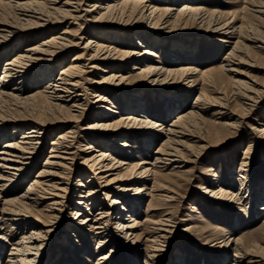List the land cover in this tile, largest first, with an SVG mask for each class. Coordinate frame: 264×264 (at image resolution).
Wrapping results in <instances>:
<instances>
[{
	"label": "rangeland",
	"instance_id": "rangeland-1",
	"mask_svg": "<svg viewBox=\"0 0 264 264\" xmlns=\"http://www.w3.org/2000/svg\"><path fill=\"white\" fill-rule=\"evenodd\" d=\"M94 1L84 0L86 3H83V7L92 9L89 5ZM142 1H146L147 7L151 5L161 9L169 6L179 9L184 3L194 9L203 7L205 13L210 12V15L207 14L209 19L215 20L220 13H223L218 18L221 25L235 20L230 26L234 25V27L211 30L212 27L215 28L220 24L213 23L212 27L208 28L210 23L196 22L192 19L188 23H174L169 27L152 29L148 27L151 25L149 8H138L134 15H123V17L120 14L118 16L113 14L105 20L94 19L100 15L92 12L83 19L61 17V20L63 19L61 22H54V25L40 29L36 26L24 27L9 8L0 7V24L9 20L17 30L15 33H8V38L5 40L0 37V88L4 91H12L13 88L23 86L22 97L37 95L35 100L20 102L18 105L0 101V115L4 118L3 123L6 124L5 127L0 128V152L5 145L22 140V136L28 134L30 128L34 126V119L45 128L44 140L30 164L26 165L24 172L17 179L8 183L5 192L0 195L2 209L4 207L24 209L22 206L27 205L26 211L31 213L28 218L29 224L27 222L20 224L5 218L0 221V264H10L18 259L10 255L15 244L26 233L28 235L34 229L40 231L43 224L46 225L44 230L47 228L45 234L48 233V238L40 254L34 256V264H96L101 255L113 248L109 253L110 257L104 259L102 264H147V262L149 264V260L150 264H234L236 246L227 247L226 243L238 238L241 239L240 243L244 250L249 247L264 251L262 226L264 202L261 200L264 198V131H261L264 128V13L254 12V10L264 11V0ZM64 30H67V33L62 36H65L71 45L60 53L51 66L56 67L54 75H58L64 66L75 62L84 69L78 89L82 98L84 97L81 102L84 103L86 110L82 118L73 119L74 121L70 119V113H78L75 108L66 107L63 110L48 112L47 108L41 106L45 98L40 95L48 85L49 79L41 78L40 71L52 68L50 65L34 64L26 70V76L23 78L5 77L11 60L24 53L29 46L39 45L45 41V38H50L52 34ZM93 35L98 38H93ZM150 35L158 38L159 41L153 42ZM251 35L257 37L260 42L252 44L248 41L247 37ZM137 36L143 37L141 41L143 45L137 43ZM92 38L93 41L98 40L100 43H106V46L117 48L119 52L113 50L109 54L103 51L100 53L101 58L92 59L94 52L85 47L88 39ZM239 39L241 42L238 47H242L240 48L242 51H236V60L232 58L236 63L241 62L237 65L241 74L236 75L226 72L222 66L228 62L226 58ZM125 51L137 53L124 56ZM149 51H153L156 55L150 58ZM106 55L108 56L105 58ZM75 57L80 59L74 61ZM146 63L164 67L165 70L195 66L205 74L191 75L190 80H183L180 75H173L165 83H153L144 76L135 78L130 76L134 73L132 71L134 66L140 67ZM113 73L123 74L127 79L121 86L100 84L103 78ZM207 75L217 78L214 87L210 86L212 83ZM3 78L7 81L4 82ZM236 78L253 87L254 92H257L256 102L248 101L234 93ZM193 80H198L196 85L191 84ZM204 81H207L205 85ZM99 89L106 90L103 95L112 100L109 107L120 113L117 112L110 119L99 117L98 121L111 120L115 116L119 117L120 114L131 113L127 110L125 102L135 94L140 95L145 102L144 109H139V114L145 112V119L165 126L174 122L179 114L194 110L197 104L203 103L202 99L198 98L199 92L203 89L209 96L216 97L223 107L200 105L202 107L200 119L196 120V123L193 122L195 126L190 123L191 128L187 126V129L202 140L186 138L190 148L187 151L182 149L184 162L182 165L185 167H174L176 164H169L156 168L153 166V158L165 137L154 139L151 145H147L143 130L148 129L128 128L129 133L123 138L118 131L109 135L110 147H106L101 146L100 137L96 138L98 141H94L93 134L86 133L88 131L86 126L92 122L91 115L97 110L96 99L93 96ZM172 102L180 105H177L170 114L167 112V105ZM251 103L253 109L249 112L245 108L246 104L248 106ZM70 104L72 103H69L68 107L71 106ZM43 110L46 111L42 112ZM105 111L110 112L107 109ZM109 114L112 115L111 112ZM70 129H75L76 135L78 133L74 141L76 151L74 165L71 171L53 170L65 177L62 181L68 189L67 194L64 192L67 197L58 199L62 204L56 206L58 208L57 211L54 210L56 212L48 211L50 207L47 206L54 199L40 202L39 205L31 200L23 201V196L27 194L32 180L42 179L37 176L40 171L46 169L45 163L50 156L52 142ZM101 136L107 138L105 135ZM121 141H126L127 145H119ZM88 142H94L98 148L109 150L125 164L114 167L112 171L107 172V175L94 174L96 169L93 167L80 166L87 154H90L85 150ZM180 161L181 157H177L175 162ZM115 162L112 160L110 164H116ZM147 166L152 168L149 175L143 174ZM99 170L98 168L97 172ZM0 173L15 174L11 169H2L1 162ZM109 174H111L109 179H119L112 183L114 189L111 187L101 189L95 197L96 203L88 206L90 208L88 212L94 218L98 216L100 208L98 203L110 205L112 208L108 211L107 217L109 242L103 243L107 235H96L91 229H82V227H79V232H75V236H72L68 230L73 222V212L80 209L76 202L83 200L78 199L77 192H86L87 186L91 183H96L97 186L105 185L104 180ZM100 175L102 177L105 175L106 178L101 180ZM242 176H245L244 181L248 184V189L244 190V193L247 191V204L244 206L235 203L234 199L241 189ZM80 179L85 181V187H79ZM2 183L4 181L0 182ZM120 185L130 188V191L117 192ZM137 188L140 190H136ZM221 188L225 190L223 193H213ZM107 193H111L112 199L122 195L123 201L120 200L122 201L120 204L113 203L112 199L104 201L103 198ZM123 202L126 205L129 202V207H136L132 212H128L129 209L122 211L124 224H136L125 230L117 228L118 219L115 218ZM82 206L87 208L86 203ZM260 207L263 209L261 210ZM52 213H55V219L50 218L53 216ZM167 214L170 217L169 231L158 245L157 256L152 255L148 259L150 248L154 245L152 241L154 229L162 218L164 220L168 217ZM76 217L84 219V216ZM132 218L135 221L128 222ZM31 221L38 223L34 226ZM124 232L131 235H125ZM245 260L248 261L247 258Z\"/></svg>",
	"mask_w": 264,
	"mask_h": 264
},
{
	"label": "bare ground",
	"instance_id": "bare-ground-1",
	"mask_svg": "<svg viewBox=\"0 0 264 264\" xmlns=\"http://www.w3.org/2000/svg\"><path fill=\"white\" fill-rule=\"evenodd\" d=\"M145 2L146 1H142V0H123V1L95 0L93 3L89 5V6H92V9H87L83 7V3H86L84 2V0H43V1L0 0V7L9 8L13 16H16V18L21 22V24L24 27L36 26V27H40V29L50 27L51 25H54V22L56 23L61 22L63 20V19L61 20V17H63L64 19H66L67 17L83 19L85 16H87L88 13L92 12L93 14L99 13L100 15L98 18L96 17L94 19L105 20L107 19V17L109 18V16L113 14H117V16L118 14L122 16L123 15L129 16L130 14L134 15L138 8H141V9L149 8L150 10L149 19L151 20V25L148 27H151L152 29L153 28L157 29V27H162V26L169 27V25L174 24V23L175 24L188 23L192 19H194L196 22L200 21L202 23L203 22L210 23L208 25L209 26L208 28H211L213 23L214 25L217 22H218L217 24H220L216 26L215 28L212 27L214 29L211 28V30H216V29L223 30L224 28L234 27V25L232 27L230 26H231V23H233L235 20L232 22H226L223 25H221V23L219 22L220 19L218 18H220L223 15V13H220L219 17L215 18V20L209 19L208 16L210 15V12H208L209 15H207L208 13H205V10H204L205 8L203 9V7L194 9V8H191L189 4L184 3L180 6L179 9H175L174 7H171V6L165 9H161L160 7H155L151 5H148L147 7ZM254 12L264 13V11L262 10H254ZM6 19L8 18L6 17ZM3 21H5V19ZM1 23H4V24H0V29H1L0 37L3 40L8 38V35H7L8 33H15L17 31L16 29H14V24H12L13 22L6 20V22H1ZM65 33H67V30H64L62 32H56L54 34L51 33L52 36L50 38H45V41H43L41 44L29 46L26 50H24V53L17 56L15 59L11 60L9 64L7 63L9 67L7 65L8 68L6 70L5 77H10V78L13 77V79L16 77L23 78L26 76V72H27L26 70H28L34 64L44 63V65L46 64L50 65V67L52 68L40 71L41 78L49 79L48 85L45 84L47 85L46 88L43 89V91L41 92L42 93L41 95L39 94L40 96H44L45 98L41 106L47 108V111L49 110L48 112L52 110H57V111L63 110L66 107L69 109L75 108L76 111H78V113H75V114H73V112L70 113V119L75 120L77 118H82V115L85 113V110H86L84 103L81 102L84 97L82 98L81 94L79 93V89H78L79 85H81L82 74L84 72L83 71L84 69H82V67L76 64L75 62L67 66H64V68H62V70L58 73V75H54L53 73L56 67L54 65L51 66V63H54V61L57 59L60 53H62L64 49H67V47L71 45L69 44V42H67L68 39L65 38V36H62ZM150 37H151L150 39L153 40V42L159 41V40L157 41L158 38L154 36L150 35ZM93 38H98V37L93 35ZM93 38L88 39L86 46H85L87 50L94 52L92 59L101 58L100 53L103 51L108 52L109 54H111L113 50L114 52L115 51L119 52L117 51V48L115 47L113 48L111 46H106L107 45L106 43L105 45L104 43H100V41L98 40L93 41ZM137 39H138L137 43L139 45L140 44L143 45V43L141 42L143 40V37L141 38L140 36H137ZM240 39L236 42V45L233 51L230 52L229 55L227 56L226 60L228 59V62L224 65L222 64L223 70H225L226 72H230L231 74H236V75L241 74V72L239 71L237 67V65L240 64L241 62L240 61L238 63L235 62L236 51H239V52L242 51V49H240L242 47L240 48L238 47V44L241 42ZM247 40L250 41L252 44H257L260 42V40L257 37H254L252 35L250 37H247ZM135 53L137 52L125 51L124 56H130L131 54H135ZM149 53L148 55H151L150 58H152L153 55H156V53H154L153 51L152 52L149 51ZM107 56L108 55H106L105 58ZM232 58H235V60ZM78 59L80 58L75 57L74 61ZM231 62H234V63H231ZM137 70H140V71H137ZM132 71H134V73L130 75L131 77L135 78L136 76L137 77L144 76L153 83H156V82L165 83L173 75L175 76L180 75L181 78H183V80H186V79H189L191 75L205 74L203 70L195 66L194 67L185 66V67L165 70L164 67H161V66L158 67V65L157 66L150 65V63H146L140 67L134 66ZM207 76H209L208 78H210L211 80L210 82L212 83L210 84V86L214 87L217 78L214 79L210 77V75H207ZM125 79H127V77L124 76L123 74L119 75V74L113 73L109 77L103 78L100 81V84L104 83L112 87L121 86L123 84V81H125ZM3 81L5 82L7 80L3 78ZM197 81L198 80H193V83L191 84L196 85ZM206 82L207 81H204V85L206 84ZM21 83L22 81L20 82V84ZM22 87L13 88L12 91H4L2 90V88H0V90H2L0 91V101L9 102V103L13 102L14 104L18 105V103L20 104V102H29V101L35 100L37 95H29L27 97H22V94H23ZM252 88L253 87L247 85L245 81H241V79H237V78L234 79V93L238 95L239 97L245 98L248 101L256 102L257 92H254ZM105 92L106 90L99 89L96 93H94L93 97L96 99L95 105H97L96 107L97 110L93 112L91 115L92 117L90 118V121L92 122H89V124L86 126V128L88 129L86 133L93 134L94 141H98V139L96 140V138L100 137L99 139H101V142H102L101 146H106V147H110L108 144L109 143L108 140L110 139L108 138L109 135L115 134L118 131V133H120V137L123 138L128 135L129 133V131L127 130L128 128L148 129V130H143V132L145 131L143 137L146 139L147 145H151L154 139H157L159 137H165L163 143L158 147L156 151V155L153 158L154 159L153 166L156 168L165 167V166H168L169 164H176L174 165V167H185L182 165L184 163L183 158H182L183 157L182 149L184 150L186 149L187 151L190 148V145L188 143L189 141L187 142L186 138L188 140L196 139V138H199V140H202L198 135L191 133L187 129V126L190 127L189 126L190 123L192 124L193 122L196 123V120L200 119L201 117L200 110H202V107H200V105L203 104L205 105V107L219 105L223 107L216 97L209 96L207 91L203 89L201 90V92H199L200 95H198L199 96L198 98L202 99L203 103H200V105L195 104L196 108L194 110H191L189 112L185 111V113L183 114L178 113L180 116H177L178 118L174 122H172L171 124H167L165 126L164 124L160 125L154 121L152 122L150 121V119L149 120L147 118L145 119V115H144L145 112H141L143 114H139V109L141 108L144 109L143 104L145 102L141 98L140 95L137 96L135 94L131 96V99L125 102L127 110H129L131 113L120 114L119 117L115 116L111 120L98 121L99 117H107V118L109 117L110 119V117H112L114 114H117V112H119L118 110H116L115 112V110L109 107L111 106L110 104H112V100L108 96L103 95L105 94ZM246 92H249V94ZM251 93H253L254 95H251ZM69 103H72V104H70L71 106L68 107ZM177 105L178 104L176 102L175 103L172 102L171 104L167 105V112L172 114L174 112L173 110L176 109ZM106 109L110 111L112 115L109 114L110 112L109 113L106 112L105 111ZM245 109L250 112V110L253 109L252 103L248 104V106L246 104ZM45 111L43 110L42 112H45ZM43 115H45V113ZM3 119H4L3 116L0 115V128L6 125L5 123H3L4 122ZM34 122H35L34 126L30 128V131L28 132V134H24L22 136V140L15 142V143H9L5 145V148H3V150L0 152L1 168L11 169L12 172L13 171L15 172L14 175L13 173L11 175H4L0 173V182L4 181V183L0 184V195L5 192V189L9 185L8 183L17 179V177H19V175L22 172H24L26 165L30 164L31 159L34 158V155L37 153V151L41 147V144L44 140L43 132L45 128L42 126V124L36 122L35 119L33 123ZM198 123L199 121L197 122V124ZM154 131H157V133ZM261 131H264V128ZM77 135H76L75 129L74 130L70 129L66 134L64 133L63 136H60L58 140H54L52 142L50 156L48 157V160L45 163L46 169L40 171V174L38 173L39 175L37 176L42 179L41 181L38 178L32 180L33 182L29 186L30 187L29 190L27 189L28 190L27 194H25L24 196L22 195L23 201L31 200V201H34L35 204L39 205L40 202L48 201L49 199H54V201H52L51 203L47 205L48 207H50V210L48 211H53V212L57 211L58 208H56V206L59 204H62V201L60 202L58 199L67 197L66 195H64L65 194L64 192H66L67 194L68 189L66 186L63 185L65 184V182L63 183L62 178H65V177H62L63 175L59 174L60 172L57 173V172H54L53 170L57 169V171L58 170L65 171V169L70 170L73 167L75 156H76L74 141H76ZM101 135H105L107 138H103ZM119 145L125 146L127 145V142L121 141L119 142ZM85 150H88L90 154H87L86 159L82 162L80 166L84 165L87 167H93L94 169H96V171H94V174L101 173V174L107 175V172L109 173L110 171H112L114 167H120L121 165L125 164V162L121 161V159H117L118 157H116L114 153L110 152L109 150H104V148L103 149L98 148V146L94 145V142H88L86 144ZM199 153L201 152L199 151ZM177 157H181L180 162H175ZM112 160H115L116 164H110ZM242 167H244V165ZM98 168L100 170L97 172ZM150 172H152V168H150V166L149 167L147 166L145 170L143 171V174L148 173L147 175H149ZM110 175L111 174H109L107 178L105 175H104L105 177L104 176L102 177L100 175L99 179L103 180V178H106L104 180L105 185L97 186L96 183H93V184L91 183V185L87 186L88 189L86 190V192L84 191L77 192L78 199H83L84 201L79 200L76 202L77 207H80V209H78V211L76 212L75 211L73 212L74 214L73 222H71L69 230H68L69 234H71L72 236H75V232L77 231L79 232V227H82V229L84 228L89 229V230L91 229L93 233L96 235H107L103 243L109 242V239H108L109 229L107 227V219L109 218L107 217L109 216L108 211L111 210L112 208L110 207V205L105 206V204L98 203L100 206L98 210L99 212L97 213L98 216L94 218L88 212L90 209L88 208V206L92 204L94 205L96 203L95 197L98 195L99 192H101V189L110 188V187L112 188L113 187L112 183L117 182L119 180L118 178L109 179ZM45 177L49 179H43ZM242 177H243L242 178L243 183L241 185V189L238 192L237 196H234L235 203L239 204L240 206H244L247 204V199H246L247 191L244 193V190L248 189V184H246V182L244 181L245 176H242ZM84 183L85 181L83 182V180L80 179L79 187H85ZM118 188L119 189L117 190V192L119 193L121 191H130V188L128 189L127 187H124L123 185H120ZM140 188H137L136 190H140ZM223 191L225 190L221 188L220 190L213 192V193L218 194V193H223ZM115 194L119 195L116 192ZM110 196H111V193H107L106 197L103 198V200L108 201L109 199H112L110 198ZM115 197L117 198L112 199L113 203L120 204L123 201L122 199L124 196L121 195L119 197L118 196H115ZM171 198L173 197L171 196ZM171 198H167V199H171ZM261 200L262 202H264V198H262ZM85 203H86L87 208H83L84 206H82ZM128 205H129V202H128ZM128 205H126L123 202L121 204V210L119 211L117 210L116 212L117 215L115 218L118 219L117 228L119 227L125 230L128 228H132L134 227V225H136V224H133V225L124 224L125 219H124V215H122L123 214L122 211H126V209H129L128 212H132L134 208L136 209V207H132V206L129 207ZM22 207L24 209H12V208H5V207L2 209L0 207V214H1L0 221H2L5 218V219H9L15 222H20V224L22 222L24 223L30 222L28 218H30L31 213H28L29 211H26L25 207H27V205L25 206L23 205ZM260 209L262 210L263 207H260ZM25 212H27V214ZM52 215L53 216H50V218L55 219L56 218L55 213H52ZM77 215H79L80 217L84 216V219L77 218L76 217ZM167 215L168 217L166 219L163 220L162 218V220L158 222V226L155 229L153 228L154 235L152 236L154 240L152 239L151 240L154 241L153 242L154 245H152V247L150 248V251L148 250L150 252L148 253V256H147L148 259L152 257V255L153 257L157 256V251L159 250L158 245L160 244V241H162V239L166 237L169 231L168 221L170 217H169V214ZM77 219H79L78 222L76 221ZM130 221L134 222L135 220L132 218L131 220H128V222ZM37 223L38 221L36 222L31 221V224H33L34 226H36ZM42 226L43 227H41L42 229H40V231H38V229H34L28 235L26 233L25 235L22 236L21 240L15 244V247L13 248L12 253L10 255H12L11 256L12 258H18V259L16 260L14 259L15 261H13L10 264H34L35 262L34 256H38L40 254V251H42V249L46 246L45 240H47L48 238L47 237L48 233L45 234L46 233L45 231L47 228H45L44 230V227H46V225L43 224ZM262 226L264 228V223ZM125 235L129 236L131 235V233L127 232ZM240 241L241 239L238 238L237 240H234L233 242L226 243L227 247L233 246V245L236 246V250H235L236 252L234 255L235 256L234 264H264V251L250 249L249 247L247 250H244V247L242 246ZM113 249L101 255L98 258V261L96 264H102L104 262V259L109 258L110 257L109 253L112 252ZM30 256H33V257L30 258ZM245 258H247L248 261H246ZM150 262L151 261L149 260V264Z\"/></svg>",
	"mask_w": 264,
	"mask_h": 264
}]
</instances>
